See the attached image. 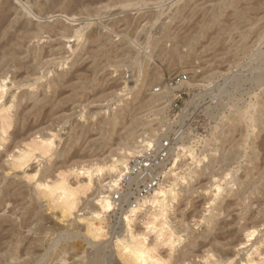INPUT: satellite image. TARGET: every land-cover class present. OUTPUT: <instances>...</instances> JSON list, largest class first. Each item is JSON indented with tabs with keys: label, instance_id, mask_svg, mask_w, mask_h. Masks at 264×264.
<instances>
[{
	"label": "rangeland",
	"instance_id": "1",
	"mask_svg": "<svg viewBox=\"0 0 264 264\" xmlns=\"http://www.w3.org/2000/svg\"><path fill=\"white\" fill-rule=\"evenodd\" d=\"M71 1L0 0V264H264V0ZM163 130L170 209L93 219Z\"/></svg>",
	"mask_w": 264,
	"mask_h": 264
},
{
	"label": "built area",
	"instance_id": "2",
	"mask_svg": "<svg viewBox=\"0 0 264 264\" xmlns=\"http://www.w3.org/2000/svg\"><path fill=\"white\" fill-rule=\"evenodd\" d=\"M188 79L186 73H178L167 78L165 82L164 88L173 91L171 99L173 119L182 118ZM160 89L161 87L157 91ZM183 140L182 130L176 132L163 130L144 141L145 146L131 159L126 173L111 192L113 210L129 212L133 207H140L169 177L172 168L178 162Z\"/></svg>",
	"mask_w": 264,
	"mask_h": 264
},
{
	"label": "bare ground",
	"instance_id": "3",
	"mask_svg": "<svg viewBox=\"0 0 264 264\" xmlns=\"http://www.w3.org/2000/svg\"><path fill=\"white\" fill-rule=\"evenodd\" d=\"M75 1V0H74ZM73 0L71 1V2H74ZM78 1V0H77ZM55 3V2H54ZM75 3V2H74ZM6 5H7V3H6ZM10 5H8V7H9ZM73 6V5H72ZM48 7V6H47ZM53 7V6H52ZM49 8V7H48ZM4 10H6V9H4ZM5 12V11H4ZM6 12H7V10H6ZM46 12H49V11H46ZM57 14V13H56ZM239 14H241V12L239 13ZM6 15V14H5ZM47 15V14H46ZM53 15V14H52ZM55 15V14H54ZM216 15H218V13L216 14ZM238 15V14H237ZM11 16H13V15H11ZM50 16V15H49ZM238 16H240V15H238ZM5 17V16H4ZM3 17V18H4ZM46 17V16H45ZM56 17V16H55ZM7 18V17H6ZM5 18V19H6ZM52 18V17H51ZM33 19V18H32ZM48 19V18H47ZM2 20V19H1ZM34 20V19H33ZM25 21H23V23H24ZM47 22V21H46ZM45 22V23H46ZM44 23V22H43ZM35 24V23H34ZM33 24V25H34ZM24 25H26V24H24ZM53 25V24H52ZM56 25V24H55ZM39 27H38V29L39 30H42L44 27H45V29H48V28H50V26L49 25H44V26H41V25H38ZM21 27L22 28H24L23 27V25H22V23H21ZM53 27V26H52ZM22 28H20V31H25L24 29H22ZM22 29V30H21ZM27 29H28V27H27ZM58 29V28H57ZM62 29V28H61ZM203 29V28H202ZM32 29H30V31H31ZM56 30V29H55ZM59 30V29H58ZM36 32V31H35ZM24 33V32H23ZM25 33H27L26 31H25ZM29 33H31V32H29ZM26 35V34H25ZM219 37V36H218ZM21 46H23V45H21ZM1 48V47H0ZM16 48V47H15ZM14 50V49H13ZM17 50V49H16ZM15 50V51H16ZM22 50V49H21ZM21 50H19V51H21ZM19 51H17V52H19ZM20 53V52H19ZM19 56V55H18ZM1 58V57H0ZM1 60V59H0ZM18 62V61H17ZM12 83H13V81H12ZM61 85V84H60ZM41 101V100H40ZM22 113V112H21ZM21 113L19 114L20 116H22L21 115ZM23 114H24V112H23ZM20 116H18V117H20ZM24 117V116H23ZM20 119H21V117H20ZM146 143H144L143 145H145ZM8 151H10V149L9 148H7L6 149V152H8ZM141 151V148H137L136 150L135 149H131V150H129L128 151V153H125L120 159H117V160H115L114 162H112L111 161V163H112V165H114L113 166V168L116 166V162L117 161H120L122 164H123V167L122 168H120L118 171H117V173L113 176L112 175V178H111V181L109 182L110 183V185H109V187L112 189V187H114V185H117L118 184V182L121 180V178H122V176L126 173V171H127V169H128V156L130 155V154H134V153H139ZM101 166V165H100ZM111 166V165H110ZM177 166V165H176ZM174 167V168H177V167ZM116 168V167H115ZM115 170V169H114ZM100 174H102V171H103V168L102 167H99V169L97 170ZM173 172H175V171H173ZM178 173V172H177ZM176 173V174H177ZM173 174V173H172ZM176 174H174V175H176ZM179 174V173H178ZM170 176H171V174H170ZM172 177V176H171ZM175 177H177V175L175 176ZM173 178V177H172ZM180 178V177H179ZM175 180V179H174ZM173 180V181H174ZM168 181H170V183H171V180H168ZM170 183H168V184H166L165 185V182L160 186V187H158L156 190H155V192L151 195V196H149L141 205H140V207H133V208H131V209H129V213H128V215L131 213V214H137L139 211H142V210H144V207H150V210L151 209H153V208H156L157 210H155L156 212H158L159 211V213L161 214V215H163L164 216V214H166L165 213V211H167V210H169L170 208V206L172 205V203H173V201H174V199H175V190H176V185H175V183H176V181L175 182H172L171 184ZM11 184V183H10ZM12 185L13 184H11L10 186L12 187ZM60 186V185H59ZM58 186V187H59ZM10 187V188H11ZM14 187V186H13ZM13 187H12V189H13ZM7 188H8V186H7ZM10 188H8V190H10ZM15 188H16V185H15ZM18 188L19 187H17V190H18ZM61 189L63 188H65L64 187V185H63V187L61 186L60 187ZM6 189V188H5ZM13 190H15V189H13ZM12 190V191H13ZM19 190H20V188H19ZM19 190L17 191L18 193H19ZM24 189L22 188V190H20L21 192L20 193H23L22 191H23ZM67 190V188H65V191ZM5 191V190H4ZM62 191H64V190H62ZM69 191V190H68ZM6 192V191H5ZM17 192H14V193H16L17 194ZM26 192V191H25ZM73 192V191H72ZM4 193V192H3ZM66 193V192H65ZM64 193V194H65ZM68 193V192H67ZM66 193V194H67ZM71 192H69V194H70ZM12 195V194H11ZM19 195V194H18ZM23 196L22 197H24V195H25V193H23L22 194ZM68 195V194H67ZM101 195V196H100ZM100 195H98V196H100L99 198H98V200H99V203H98V205L101 207V209H103L101 212H98V211H94L92 214L94 215V218L93 219H95V218H100L101 217V215L102 214H104V212H108V211H110L111 210V208H112V202H111V200L109 199V195H102V194H100ZM20 196V195H19ZM66 196V195H65ZM68 196H70V195H68ZM68 196H67V200H64V201H66V202H64L65 204H64V206L66 205L67 207H68V209H70L71 207H72V205H73V200H75V199H72L73 197H69L68 198ZM1 197V196H0ZM2 198V197H1ZM3 198H4V196H3ZM20 198V197H19ZM23 199V198H22ZM72 199V200H71ZM146 207V208H147ZM148 207V208H149ZM147 208V209H148ZM169 208V209H168ZM67 209V208H66ZM144 211H146V209L144 210ZM155 213V212H154ZM152 214H153V212H152ZM128 215H125V216H127L128 217ZM126 217V218H127ZM125 218V217H124ZM1 220V219H0ZM127 220H129V219H127ZM2 221V220H1ZM253 234V233H252ZM251 234V235H252ZM0 237H2V236H0ZM135 243V242H134ZM133 243V244H134ZM130 244V243H129ZM130 245H132V244H130ZM130 245H128L129 247H130ZM139 245V244H138ZM133 246L132 247V249H131V253H132V255H133V259L136 261V262H138V263H140V264H143V263H145L146 262V256H145V253H146V251L142 248V247H139V246ZM141 246V245H140ZM1 251V250H0ZM34 253V252H33ZM33 255V254H32ZM31 255V256H32ZM131 255V256H132ZM1 256H2V254H1ZM224 257V256H223ZM226 257V256H225ZM30 259V258H29ZM25 260H27V259H25ZM220 260V259H219ZM219 260H217L218 262H219ZM222 260V259H221ZM28 261V260H27ZM216 262V261H215ZM222 262V261H221ZM227 262V261H226ZM226 262L225 263H223V264H226ZM26 263V262H25ZM217 263V262H216ZM215 263V264H216ZM24 264V263H23ZM132 264V263H131ZM227 264H228V262H227Z\"/></svg>",
	"mask_w": 264,
	"mask_h": 264
}]
</instances>
